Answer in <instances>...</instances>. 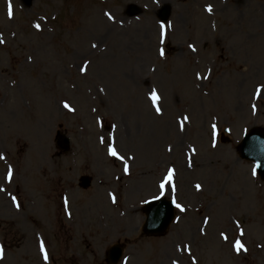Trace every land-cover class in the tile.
Returning <instances> with one entry per match:
<instances>
[{
	"label": "rangeland",
	"instance_id": "1",
	"mask_svg": "<svg viewBox=\"0 0 264 264\" xmlns=\"http://www.w3.org/2000/svg\"><path fill=\"white\" fill-rule=\"evenodd\" d=\"M0 35V264H109L118 242L120 264H264V183L237 152L264 128V0H0ZM160 196L185 211L151 238Z\"/></svg>",
	"mask_w": 264,
	"mask_h": 264
},
{
	"label": "water",
	"instance_id": "2",
	"mask_svg": "<svg viewBox=\"0 0 264 264\" xmlns=\"http://www.w3.org/2000/svg\"><path fill=\"white\" fill-rule=\"evenodd\" d=\"M25 1L29 5L33 0ZM168 13L169 11L165 10L162 18L165 19ZM65 143L68 144V140H65ZM239 153L243 159L252 160L256 163L258 173L261 179L264 180V131L260 129L251 131L239 146ZM82 182V187H89V178H83ZM174 210L175 204L173 201L158 199L147 203L145 207L147 221L144 226V232L149 236L164 235L174 218ZM121 255L122 249L118 246L113 247L109 252V261L116 263Z\"/></svg>",
	"mask_w": 264,
	"mask_h": 264
},
{
	"label": "snow or ice",
	"instance_id": "3",
	"mask_svg": "<svg viewBox=\"0 0 264 264\" xmlns=\"http://www.w3.org/2000/svg\"><path fill=\"white\" fill-rule=\"evenodd\" d=\"M206 11H208L209 13H211L212 8H211L210 5L206 8ZM12 15H13V13H12V6H11V4L9 3V5H8V16H9V18H12ZM105 15H107L108 18H109L110 20L113 19V17L111 16V14H109V13H105ZM36 27H37V29H39V25H36ZM169 27H170V26H169ZM161 29H162V31H161V36L163 37V35H164V33H163L164 25H161ZM0 43H3V40H0ZM93 47H96V45L94 44ZM190 47H191V45H190ZM160 55H161V56L164 55V52H163L162 50H161ZM149 99L152 101V104H153V106H154L155 109H156V113H157L158 115H160V114H161V109H160V107L158 106V101L160 100V96L158 95V93L156 92L155 89H153V90L151 91V93H150V95H149ZM64 107H65V108H68L70 111H72V109L69 107L68 104H65ZM184 119L187 120V117H185ZM213 133L215 134V125H213ZM101 142L103 143V141H101ZM213 146L215 147V144H213ZM108 154L111 155V156H113V157H116L117 159H120V160H123V159H124V157L118 155V153H117L115 147H113V146H110V147L108 148ZM0 159H4V157H3V156H0ZM124 171H125V173L128 172V167H127V165H125ZM173 174H174V170L171 169V168H169L168 171H167V175L163 177L162 181H161L160 184H159V188H160V190H161V193H163V191H164L166 185H170V184L172 183ZM255 175H256V170H255V168H254V169H253V176H255ZM11 177H12V170L9 169V171H8V179L11 180ZM196 187H197V189L199 190L200 185H197ZM171 191H172L173 193H175V187H174V185L172 186ZM113 199L115 200V198H113ZM13 200H14V202H15V198H13ZM173 203L175 204V206H176L178 209H180V211H182V212L185 211V209H184L179 203H176L175 200H173ZM241 234L243 235V233H241ZM222 235H223V234H222ZM223 238H224L225 240H227V236H224ZM234 247H235V250H236L237 252H239L241 249L244 248V246H243L239 241H237V242L235 243ZM41 250L43 251V245H41ZM0 258H2V253H0ZM45 259H47L46 256H45ZM194 264H195V262H194Z\"/></svg>",
	"mask_w": 264,
	"mask_h": 264
}]
</instances>
